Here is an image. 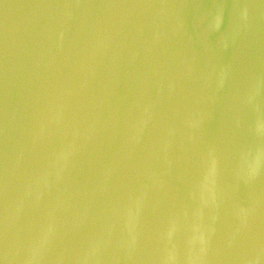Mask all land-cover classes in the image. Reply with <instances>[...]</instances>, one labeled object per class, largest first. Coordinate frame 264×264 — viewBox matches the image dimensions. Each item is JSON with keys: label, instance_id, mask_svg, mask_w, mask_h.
Listing matches in <instances>:
<instances>
[{"label": "water", "instance_id": "water-1", "mask_svg": "<svg viewBox=\"0 0 264 264\" xmlns=\"http://www.w3.org/2000/svg\"><path fill=\"white\" fill-rule=\"evenodd\" d=\"M0 264H264V0H0Z\"/></svg>", "mask_w": 264, "mask_h": 264}]
</instances>
